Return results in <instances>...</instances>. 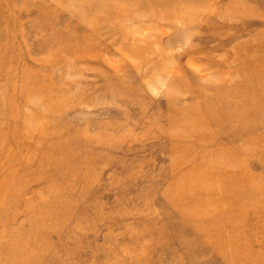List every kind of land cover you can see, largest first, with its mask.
<instances>
[{
  "label": "rangeland",
  "instance_id": "1",
  "mask_svg": "<svg viewBox=\"0 0 264 264\" xmlns=\"http://www.w3.org/2000/svg\"><path fill=\"white\" fill-rule=\"evenodd\" d=\"M0 264H264V0H0Z\"/></svg>",
  "mask_w": 264,
  "mask_h": 264
}]
</instances>
